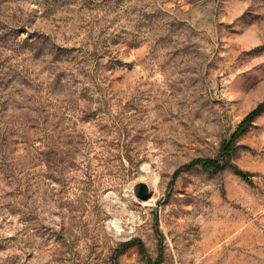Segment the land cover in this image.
Here are the masks:
<instances>
[{"label": "rangeland", "instance_id": "374dc122", "mask_svg": "<svg viewBox=\"0 0 264 264\" xmlns=\"http://www.w3.org/2000/svg\"><path fill=\"white\" fill-rule=\"evenodd\" d=\"M263 99L264 0H0V264H264Z\"/></svg>", "mask_w": 264, "mask_h": 264}, {"label": "trees", "instance_id": "16d2710c", "mask_svg": "<svg viewBox=\"0 0 264 264\" xmlns=\"http://www.w3.org/2000/svg\"><path fill=\"white\" fill-rule=\"evenodd\" d=\"M263 108H264V99L262 101H260L254 108H252L248 112V114L243 118V120H242L241 124L239 125V127L245 125L249 120L252 119L253 116H255L256 114H258ZM227 152H228V146L227 145H223L222 146V150H221V154L224 157H226ZM226 160L227 159H225V161H223L222 163H217L213 159H209L208 161H206V163L207 164H215L216 166H222L223 163L226 162ZM237 172H241V171H239V169H238Z\"/></svg>", "mask_w": 264, "mask_h": 264}, {"label": "bare ground", "instance_id": "6f19581e", "mask_svg": "<svg viewBox=\"0 0 264 264\" xmlns=\"http://www.w3.org/2000/svg\"><path fill=\"white\" fill-rule=\"evenodd\" d=\"M141 169L142 172L144 173V177H147L148 179L151 180L153 185H156L158 182V178L157 176L154 175V173L152 172V169L150 168V166L145 163L141 165ZM110 227L112 228V231L116 233V235H121V234H127V231H125L124 229H119V227L117 229H115V225L114 227L112 225H110Z\"/></svg>", "mask_w": 264, "mask_h": 264}, {"label": "water", "instance_id": "95a60500", "mask_svg": "<svg viewBox=\"0 0 264 264\" xmlns=\"http://www.w3.org/2000/svg\"><path fill=\"white\" fill-rule=\"evenodd\" d=\"M134 190L141 197H146L149 194V188L144 182L137 183Z\"/></svg>", "mask_w": 264, "mask_h": 264}]
</instances>
